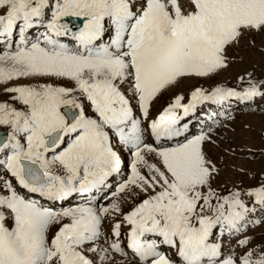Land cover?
Returning <instances> with one entry per match:
<instances>
[{
    "label": "snow or ice",
    "instance_id": "6c2138e0",
    "mask_svg": "<svg viewBox=\"0 0 264 264\" xmlns=\"http://www.w3.org/2000/svg\"><path fill=\"white\" fill-rule=\"evenodd\" d=\"M0 264H264V0H0Z\"/></svg>",
    "mask_w": 264,
    "mask_h": 264
},
{
    "label": "rangeland",
    "instance_id": "374dc122",
    "mask_svg": "<svg viewBox=\"0 0 264 264\" xmlns=\"http://www.w3.org/2000/svg\"><path fill=\"white\" fill-rule=\"evenodd\" d=\"M234 71L233 70L232 72H230L228 74V77L227 78H232L234 77ZM241 120H248L250 121L251 123H253L254 127L257 129L256 131V135H255V143L257 144V146H259V143H260V140H259V133H258V129H259V117H249V116H241L240 117ZM255 167H259V164L255 165Z\"/></svg>",
    "mask_w": 264,
    "mask_h": 264
}]
</instances>
